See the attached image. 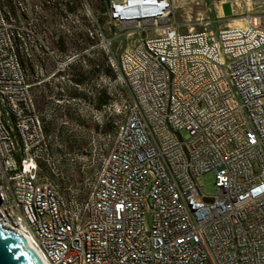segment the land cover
Instances as JSON below:
<instances>
[{
    "label": "built area",
    "instance_id": "built-area-1",
    "mask_svg": "<svg viewBox=\"0 0 264 264\" xmlns=\"http://www.w3.org/2000/svg\"><path fill=\"white\" fill-rule=\"evenodd\" d=\"M180 1L204 0H104L107 23L136 37L119 53L85 3L94 30L82 40L101 41L131 102L94 109L122 120L84 196L54 179L57 109L41 112L34 94L55 78L70 91L77 56L57 57L29 11L18 20L0 0V221L48 264H264V27L183 34ZM210 1L224 18L237 0ZM210 172L215 196L199 183Z\"/></svg>",
    "mask_w": 264,
    "mask_h": 264
},
{
    "label": "rangeland",
    "instance_id": "rangeland-1",
    "mask_svg": "<svg viewBox=\"0 0 264 264\" xmlns=\"http://www.w3.org/2000/svg\"><path fill=\"white\" fill-rule=\"evenodd\" d=\"M232 1L235 2V0ZM249 1L237 0L235 2L237 5L234 4V7L230 3L225 4L223 6L224 18H220L222 11L218 2L213 3L210 0H204L197 4L191 1H180L176 3L171 19L179 25V32L183 34L189 31H202L206 27L217 30L226 27L228 24L245 26L247 20H252L257 25L264 27V0ZM74 2L76 8L73 12H70L68 5ZM33 3H37L39 7L34 12L29 11L26 13L24 22H29L30 25H26L44 37L47 46L57 57L63 59L73 55L77 56L71 70L64 75L91 76L92 105L95 106V103H99V101H103L104 104V101H107L108 98L109 104L120 103L123 99L131 102L130 90L123 79L114 72L112 76L107 74L108 56L101 41L94 39L85 43L82 40L86 29L94 30L92 26L93 19L88 16L89 12L85 3H89L95 16L99 19L100 25L103 28L106 27L108 37L117 35L118 39L112 45L115 53H119L122 47L132 45L136 40V37L128 38L126 34L123 35L125 31L107 23L104 16V0H28L29 6ZM250 6L251 8H249ZM153 35H155L153 32L149 33V36ZM60 39H62V42H60ZM20 53H23L22 48H20ZM54 68L55 65L50 63V71H53ZM32 80L35 84L37 83L35 78H32ZM50 83L47 82L42 85L43 93L41 95V86L39 85H35L34 92L42 100L41 112L44 108L43 103L47 104L50 101L60 116L53 122L55 128L50 134L55 139L52 149L65 154V157L50 159V165L56 168L58 174L54 176V179L62 187H70L73 192H76V190L83 191L85 196L93 186L97 169H99L101 162L113 146L115 131L109 137L105 133L102 136L101 130L105 127L107 120L115 123L122 120V118L104 119V116L102 117L100 113L94 110L91 122L87 119L75 123L70 116L71 107L65 102L67 95H69V88L56 78L51 80ZM50 85L59 88V90L52 89L49 92ZM61 90L64 93L60 92ZM60 94L64 97H59ZM53 96H55V100L61 102L57 103L54 99L50 100ZM96 109L101 110L102 108L100 106ZM65 112L67 113L66 117L61 115ZM113 125L115 126V124ZM73 142L75 144L74 148H66L71 146L70 144ZM67 143L70 144L67 145ZM62 145L65 147H62ZM199 183L204 185L206 195L215 196L216 187L213 172L205 174L199 180Z\"/></svg>",
    "mask_w": 264,
    "mask_h": 264
},
{
    "label": "water",
    "instance_id": "water-1",
    "mask_svg": "<svg viewBox=\"0 0 264 264\" xmlns=\"http://www.w3.org/2000/svg\"><path fill=\"white\" fill-rule=\"evenodd\" d=\"M0 221V264H45L23 234Z\"/></svg>",
    "mask_w": 264,
    "mask_h": 264
},
{
    "label": "flooded vegetation",
    "instance_id": "flooded-vegetation-1",
    "mask_svg": "<svg viewBox=\"0 0 264 264\" xmlns=\"http://www.w3.org/2000/svg\"><path fill=\"white\" fill-rule=\"evenodd\" d=\"M73 83L67 95L65 102L71 107V119L75 123H79L85 120L89 122L93 119L94 109L99 107L98 102L95 106L92 105L91 98V76L85 75L84 77H78L73 75ZM59 97H64L62 94ZM61 102V101H60ZM104 107L103 101L101 102V108ZM88 122V123H89ZM102 136L104 135V128L101 130Z\"/></svg>",
    "mask_w": 264,
    "mask_h": 264
},
{
    "label": "trees",
    "instance_id": "trees-1",
    "mask_svg": "<svg viewBox=\"0 0 264 264\" xmlns=\"http://www.w3.org/2000/svg\"><path fill=\"white\" fill-rule=\"evenodd\" d=\"M2 1V6L3 8L6 10L7 13L11 14L13 17H15L16 19L19 20L20 18V15L25 13V12H28V11H32L34 12L35 9H37L39 7V5L37 3H33L31 6L28 5V0H1ZM76 8V3H72L71 5H68V10L70 12H73ZM20 14V15H19ZM62 39H60V42ZM105 58V57H104ZM31 68V66H30ZM106 69H107V74L108 75H113V71L111 70L109 64H108V60H107V66H106ZM33 70V69H32ZM35 88V87H34ZM35 91V90H34ZM35 94V97H36V103H37V106L38 108L40 109L41 107V104H42V100L41 98H39V96L36 94V92H34ZM41 95V94H40ZM108 98V97H107ZM103 99V98H102ZM104 100H105V97H104ZM109 101V98L107 101H104V107L109 105L108 103ZM45 102L43 103V107L45 106ZM99 107L101 106V102L99 101ZM71 112V111H70ZM62 116L66 117L67 116V113H62L61 114ZM71 116V115H70ZM57 117H60L59 116V113H57ZM114 123L111 121V120H107V122L105 123V127H104V133L108 136L110 135L111 133H113L115 131V126L113 125ZM55 128V125L54 123H49L47 126H46V131L48 134H50V132L52 130H54ZM55 142V139H53L50 144H51V147H53V144ZM70 143H67V145H69ZM71 146H68L66 148L70 149V148H74L75 147V144L74 142L70 144ZM62 147H65L64 145H62ZM53 158V157H50V159Z\"/></svg>",
    "mask_w": 264,
    "mask_h": 264
},
{
    "label": "bare ground",
    "instance_id": "bare-ground-1",
    "mask_svg": "<svg viewBox=\"0 0 264 264\" xmlns=\"http://www.w3.org/2000/svg\"><path fill=\"white\" fill-rule=\"evenodd\" d=\"M246 1H249V0H246ZM250 2V1H249ZM251 4V3H250ZM248 5V4H247ZM253 5V4H252ZM251 8V6L249 7ZM240 26V25H238ZM246 26V25H245ZM240 27H244V26H240ZM19 233L23 234V236L26 238L27 242L29 243V245L37 252V254L40 256V258L42 259V261L45 263V264H48L44 259L43 257L39 254L32 238L28 235V234H25L23 231H19Z\"/></svg>",
    "mask_w": 264,
    "mask_h": 264
}]
</instances>
